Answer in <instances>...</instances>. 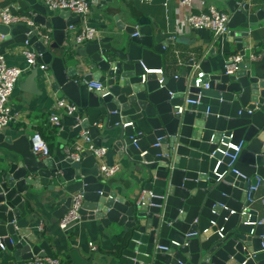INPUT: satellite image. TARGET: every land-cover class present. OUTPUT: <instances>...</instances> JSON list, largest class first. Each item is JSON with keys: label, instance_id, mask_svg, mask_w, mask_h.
<instances>
[{"label": "water", "instance_id": "obj_1", "mask_svg": "<svg viewBox=\"0 0 264 264\" xmlns=\"http://www.w3.org/2000/svg\"><path fill=\"white\" fill-rule=\"evenodd\" d=\"M218 1L229 16L223 39L243 59L231 76L213 72L209 61H202V84L208 90L194 87L193 62L177 79L145 73L162 69L167 48L180 42H154L144 18L137 31L117 22L110 42L87 47L81 54L87 60L78 63L72 57V67L49 51L63 48L68 28L79 21L69 20L68 12L49 15L37 0H22L36 13L33 24L51 33L48 46L35 27L0 24V50L27 43L39 56L22 86L40 83L76 108L60 122L54 157L34 156L30 135L13 141L0 133V149L6 153L0 166V256L10 254L15 262L51 257L26 221L25 203L46 189L60 196L56 220L79 193L81 222L121 230L124 264H264V199L256 210L255 194L249 195L252 203L247 200L248 189L257 179L264 181V0ZM249 41L253 52H246ZM250 53L255 61H247ZM209 56L215 57L213 50ZM92 82L104 90L89 91ZM185 100L198 104L179 115L176 108ZM102 131L105 137H100ZM81 132L88 133L96 148H107V167L115 164L114 157L135 167L139 206L107 184L90 152L83 150L79 161L66 157L64 148ZM221 141L242 144L232 167L238 175L228 173V159L217 167L220 153L211 157Z\"/></svg>", "mask_w": 264, "mask_h": 264}, {"label": "crops", "instance_id": "obj_2", "mask_svg": "<svg viewBox=\"0 0 264 264\" xmlns=\"http://www.w3.org/2000/svg\"><path fill=\"white\" fill-rule=\"evenodd\" d=\"M203 1L207 5H215L226 13L224 5L218 0ZM88 2L90 4L89 23L103 37V42L100 44L110 42V34L116 33L115 24L117 22H121L126 26H136L141 18L149 21L154 42L161 43L169 39L179 40L180 43H175L167 48L162 69L166 70V64L171 67L168 71L166 70V77L171 78L175 74H180L184 69L183 66H175L177 62L172 56V52H176L184 64L190 57L201 61H209L213 72L224 71L225 61L230 56L239 55L236 53L234 45H230L226 41L227 39H215L212 33L207 30L185 28L184 18L189 13H198V5L191 9L183 8L180 6V0H152L148 4L141 3L138 0H88ZM37 3L43 6L41 0H37ZM12 6L19 7V14L23 16L36 15L22 0H0V12L2 8ZM12 12L17 14L13 10ZM74 19L76 17L70 16L69 18V20ZM1 43L2 38H0ZM94 44L96 43H89L79 49L83 63L87 58H83L81 54L85 52L87 47ZM23 49L24 46L18 45L2 49L0 52L4 54L9 66L23 68L24 59L20 55ZM211 50L214 51V58L209 56ZM254 50V43L249 41L246 52H253ZM49 51L54 57L61 58L66 67L76 65V62L71 59L76 53L73 55L65 47L61 49L50 47ZM86 71H89V69L86 68ZM27 75L20 79L9 102L16 120L9 129L2 132L4 136L13 141L23 135L32 136L34 133H43V135L48 136L49 131L55 128L50 123V117L55 112L54 108L58 99L49 90H44L40 83L30 84L28 87L22 86ZM21 87H23V90L20 89ZM57 135L53 141L51 157L55 156ZM105 136L106 133L102 131L100 137ZM73 143L70 142L68 146ZM102 148L106 147L103 146ZM5 156L6 153L0 149V166ZM113 161L114 165L120 167V170L117 175L107 181V184L112 187L117 195L131 203H135L141 196L137 170L129 165L125 159L118 161L117 157H114ZM30 198L25 203L26 221L30 224L31 231L38 239L37 244L46 243L52 254L51 258L58 260L59 264H124L121 256L115 254L117 238L121 230L111 228L105 231L98 222L93 221L80 222L72 229L64 232L59 229L58 220L53 216L60 207V196L56 192H48L46 189H42L41 192L33 194ZM262 199H264V182L260 184L255 193L256 203L253 205L255 210ZM39 227H41V230L38 229ZM89 244H93L96 251H92ZM14 262L12 255L1 254L0 264Z\"/></svg>", "mask_w": 264, "mask_h": 264}, {"label": "built area", "instance_id": "obj_3", "mask_svg": "<svg viewBox=\"0 0 264 264\" xmlns=\"http://www.w3.org/2000/svg\"><path fill=\"white\" fill-rule=\"evenodd\" d=\"M141 3L148 4L152 0H138ZM41 3L47 13L49 15H57L60 12H68L70 16L76 17L79 19L78 23L71 25L68 28L67 39L64 43V46L70 53H76L73 58L81 63L82 60L79 56V49L84 47L89 43H97L100 44L103 42V37L100 32L91 27L89 23L90 16V4L88 0H41ZM197 7L198 5V13H189L186 18H184L183 24L185 28H189L192 30H207L212 33L215 39L223 38V36L229 33L228 23L229 16L218 9L215 5L206 4L203 0H180V6L183 8L191 9L193 7ZM15 11L17 14H13ZM20 8L17 6L5 7L2 8L0 12V24L7 27H14L18 25H25L28 28H34L38 30V36L43 40L45 46H48L51 41V33L49 31L41 30L33 24L34 15L23 16L19 14ZM135 30L139 29V26L136 25ZM138 34L134 35L137 36ZM20 55L24 59V67H12L9 66L6 62V58L3 53L0 52V133L9 129L11 125L15 122L16 117L12 113L11 106L9 104L10 99L14 91L16 90L18 83L22 77L27 75L35 66L37 58L39 57L34 50L27 45H24V49L21 50ZM172 56L177 62L175 66H179L183 68L187 64V62H193L191 66V75L190 77L195 80V88L196 89H204L208 90V84H202V80L205 74L200 70L201 60L190 59L184 64L180 59L176 52H172ZM168 57V56H167ZM242 56L233 55L230 56L224 65V72L226 75L231 76L234 75L238 71V66L242 62ZM257 58L254 54L250 53L247 61H255ZM171 66L166 64V70ZM41 72H46L47 68L45 66H41L39 68ZM165 69L148 71L145 70L146 74H157L164 77L167 74ZM179 74H175L172 77L177 79ZM166 77V76H165ZM144 78V77H143ZM162 81H159L161 84ZM89 91L91 92H102L104 90L103 85L92 82L88 84ZM200 98V95L198 96ZM198 102H192L189 100H185L183 105L177 107V114L181 115L185 111L188 105H195ZM55 112L50 117V123L54 127L60 128V122L65 116H71L76 108L74 105L70 104L66 100H57L55 104ZM250 113V112H249ZM132 124H126L124 127H129ZM97 127L101 129L103 127L102 124H98ZM232 137L229 138L231 140ZM83 147V148H82ZM221 147L225 148V151L221 150ZM242 144H235L232 142H228L225 144L224 142H220L216 148V150L212 153L211 157L214 156L216 152L222 155V158L217 162V167H219L223 163L224 159H228L229 164H224L228 170V173H234L238 175L236 171L232 169L234 163L237 161V158L242 150ZM86 150L90 152L95 159L99 162V173L100 176L108 181L113 178L115 175L119 173L120 167L118 165H113L111 167H107L105 163V156L107 153L106 148H96L87 132H81L78 135V139L74 141V143L68 147L64 148V154L67 158L73 161H79L80 151ZM31 152L34 156L38 158H50V151L46 142L42 139L41 135L38 133H34L31 136ZM143 157V154L141 155ZM219 179L222 176H218ZM264 182L260 179H257V184L254 187H250L248 189V198L250 201L249 195L251 193H256L260 184ZM251 202V201H250ZM136 205L139 206L141 203V198L138 199ZM252 203V202H251ZM83 204V195L79 193H75L71 196L70 207L65 213V215L58 221V227L60 230L66 232L72 229L74 226L78 225L81 222V216L79 214ZM247 209H244L242 215L246 213ZM259 224V223H258ZM41 230V227L38 228ZM222 230L219 231V233ZM253 232L251 233V235ZM222 237V236H220ZM176 245V244H174ZM1 250L4 248L0 245ZM89 248L92 251H96V247L93 244H89ZM11 264H59V261L53 259L51 257H34L31 260L24 262H14Z\"/></svg>", "mask_w": 264, "mask_h": 264}, {"label": "trees", "instance_id": "obj_4", "mask_svg": "<svg viewBox=\"0 0 264 264\" xmlns=\"http://www.w3.org/2000/svg\"><path fill=\"white\" fill-rule=\"evenodd\" d=\"M58 130H59L58 127L53 128L52 130L49 131L48 136H46V134L43 135V133L40 134L42 139L48 145L50 153H51V150L53 148V141H54L55 136L57 135ZM117 239H118V241H117V245L115 247V254L120 256V254L122 252V247H123L122 237L118 236Z\"/></svg>", "mask_w": 264, "mask_h": 264}]
</instances>
